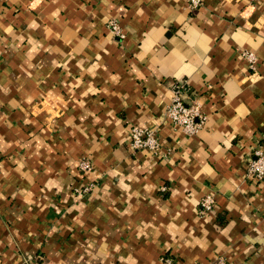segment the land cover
Returning a JSON list of instances; mask_svg holds the SVG:
<instances>
[{"label":"crops","instance_id":"crops-1","mask_svg":"<svg viewBox=\"0 0 264 264\" xmlns=\"http://www.w3.org/2000/svg\"><path fill=\"white\" fill-rule=\"evenodd\" d=\"M182 79L192 135L166 116ZM158 122L166 156L133 150ZM260 141L264 0H0V264H264Z\"/></svg>","mask_w":264,"mask_h":264},{"label":"built area","instance_id":"built-area-1","mask_svg":"<svg viewBox=\"0 0 264 264\" xmlns=\"http://www.w3.org/2000/svg\"><path fill=\"white\" fill-rule=\"evenodd\" d=\"M202 0H190L191 7H197ZM109 29L119 38L125 39L126 32L119 23V20L112 18L108 21ZM243 56L249 61L250 68L257 69V56L253 51L244 50ZM172 99L166 108V116L174 125V127L182 129L189 135L197 133L207 122L208 115L203 111L199 101H189L185 98V94L190 90V84L187 80H176L172 83ZM161 123L154 126L136 124L132 126L130 139L131 148L133 150L145 149L149 150L155 156H166L163 151L161 141L159 139V130ZM80 169L89 171L93 169V162L90 157L83 156L79 161ZM247 177L256 181L264 180V142H258L253 149L252 156L248 163ZM94 184H86L76 188L78 194L88 193ZM215 195L213 193L205 194L200 200V213L207 214L215 207ZM166 264H173V260L169 256H163ZM217 264H227L224 258H219Z\"/></svg>","mask_w":264,"mask_h":264}]
</instances>
